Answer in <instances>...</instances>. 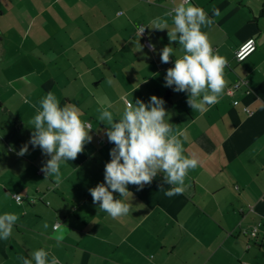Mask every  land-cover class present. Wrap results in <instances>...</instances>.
Wrapping results in <instances>:
<instances>
[{
	"label": "crops",
	"instance_id": "1",
	"mask_svg": "<svg viewBox=\"0 0 264 264\" xmlns=\"http://www.w3.org/2000/svg\"><path fill=\"white\" fill-rule=\"evenodd\" d=\"M177 2L0 0V215L19 217L0 240V264H22L18 256L30 259L40 248L60 264H264V0H191L213 19L201 31L228 62L218 103L203 111L188 106L186 93L163 86L181 46L172 42L173 57L161 63L159 50L174 25L167 17L168 29L156 30L150 21ZM249 38L257 48L238 62L235 52ZM49 91L61 107L80 108L93 137L61 164L59 187L40 171L49 157L38 146L16 155L30 139L31 104ZM153 95L165 101L183 155L199 164L188 171L184 191L171 197L160 190L172 187L162 174L139 191L128 185L132 197L124 199L133 207L112 219L88 192L103 182L114 146L98 117L107 109L119 119L123 96L147 103Z\"/></svg>",
	"mask_w": 264,
	"mask_h": 264
},
{
	"label": "clouds",
	"instance_id": "2",
	"mask_svg": "<svg viewBox=\"0 0 264 264\" xmlns=\"http://www.w3.org/2000/svg\"><path fill=\"white\" fill-rule=\"evenodd\" d=\"M219 15V9H213V16ZM167 17L172 18L174 27L167 31L169 44L159 50L160 61L163 64L170 62L172 42L179 43L182 55L172 61L173 67L166 69L163 86L173 92L186 93L188 106L203 111L218 103L226 85L224 69L228 62L214 51L207 34L201 31L202 26H211L214 21L191 0H178L163 16L152 19L153 29L167 30ZM144 29H139L140 34ZM148 47L156 52L155 45L149 43ZM121 99L124 108L119 119H114L113 113L107 109L100 111L99 121L104 125L106 122L103 134L114 146L109 150V162L104 165L103 182L88 189L93 204L99 203V209L112 219L127 216L133 207L124 199L132 197L128 185L137 186L139 191L162 174L163 184L172 187L164 189L161 185L160 190L171 197L184 191L188 171L199 164L195 156L183 155L182 142L173 134L170 113L166 111L162 98L153 95L147 103L139 98L133 102L127 96ZM24 102L30 103L27 99ZM31 106L35 115L30 121L33 126L30 139L16 155L29 154V144L33 149L38 146L42 155L49 157L40 171L45 178L53 177L54 186L59 187L62 183L61 164L75 160L84 151V146L92 141L93 137L89 135L91 123L80 119L82 113L75 104L66 103L61 107L51 91ZM9 150H13L11 146ZM113 193H118L120 198H114ZM14 198L21 203L20 195ZM18 219L14 213L0 215V240L11 236ZM61 225L58 222L55 228L59 229ZM61 241L62 237H58V245ZM30 256V259L18 256L17 260L22 264H60L54 255L49 259V253L43 248L31 252Z\"/></svg>",
	"mask_w": 264,
	"mask_h": 264
},
{
	"label": "built area",
	"instance_id": "3",
	"mask_svg": "<svg viewBox=\"0 0 264 264\" xmlns=\"http://www.w3.org/2000/svg\"><path fill=\"white\" fill-rule=\"evenodd\" d=\"M141 27H143V26H140L139 29ZM139 29H138V34L141 37H145V30H144L143 33L140 34ZM145 43H146L147 46L149 45L148 42H145ZM256 48H257V45H256L255 39L254 38L247 39L236 50V52H235V58H236V60L238 62L244 61L247 57H249L256 50ZM242 83H244V81H242ZM240 84H241V82L235 83V85L233 86V89L239 88L240 87ZM230 92L233 93L232 89L230 90ZM14 196L15 195H13V198H14ZM14 200L16 201L15 198H14ZM54 228H55V226H54ZM257 233H258V230L254 228V229H252L249 232V236L255 238L257 236Z\"/></svg>",
	"mask_w": 264,
	"mask_h": 264
},
{
	"label": "trees",
	"instance_id": "4",
	"mask_svg": "<svg viewBox=\"0 0 264 264\" xmlns=\"http://www.w3.org/2000/svg\"><path fill=\"white\" fill-rule=\"evenodd\" d=\"M260 16L264 18V8L261 9Z\"/></svg>",
	"mask_w": 264,
	"mask_h": 264
}]
</instances>
